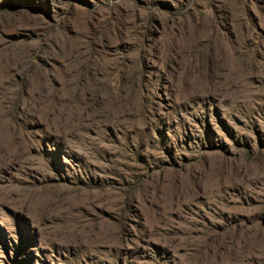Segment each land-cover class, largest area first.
<instances>
[{
	"label": "rangeland",
	"instance_id": "374dc122",
	"mask_svg": "<svg viewBox=\"0 0 264 264\" xmlns=\"http://www.w3.org/2000/svg\"><path fill=\"white\" fill-rule=\"evenodd\" d=\"M0 264H264V0H0Z\"/></svg>",
	"mask_w": 264,
	"mask_h": 264
}]
</instances>
